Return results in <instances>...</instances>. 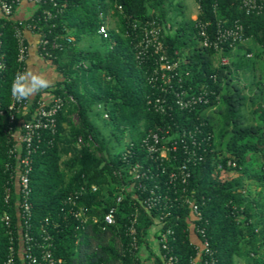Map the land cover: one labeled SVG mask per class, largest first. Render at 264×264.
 <instances>
[{
    "label": "trees",
    "instance_id": "16d2710c",
    "mask_svg": "<svg viewBox=\"0 0 264 264\" xmlns=\"http://www.w3.org/2000/svg\"><path fill=\"white\" fill-rule=\"evenodd\" d=\"M195 1L198 19L208 21L209 38H214L217 23L223 29L238 27L240 38L231 44L227 39L217 47L203 45L197 20L185 14L182 0H40L25 19L0 16V264L9 251V229L17 251L23 243L37 256L32 264H160L164 250L150 240L149 233L159 224L161 209L138 202L147 193L129 183V166L134 160L148 163L139 146L141 139L157 126L167 125L176 135L185 132L189 148H196L191 139L204 137L199 148L204 159L189 164L185 193L181 186L177 192L166 191L162 182L166 176L158 170L161 192L191 196L216 264H264V103L258 100L264 87L261 80H255L259 54L264 53V5L259 12L247 13L238 0ZM45 10L51 12L49 17ZM151 19L162 25L163 48L178 61L176 70L184 85L194 92L205 89L206 103L197 102L191 109L174 107L169 113L149 107L147 99L159 93L148 80L153 61L139 57L137 50L142 24ZM20 22H35L48 39L46 48L51 54L43 58L63 75L48 89L66 99L57 114L56 131L44 130L35 140L28 173V241L21 234L26 231L17 211L21 195L11 175L16 157L9 156L15 139L8 132L11 82L19 69L14 28ZM102 24L107 25L105 36L98 32ZM82 39L87 42L81 43ZM53 41L59 46L54 47ZM235 76L248 82L241 84ZM254 83L255 91L248 95L246 86ZM39 94L32 97L31 109ZM162 94L167 102L173 100L171 92ZM247 99L254 104L249 111L251 121L243 112ZM92 114L106 120L116 142L129 135L135 153L124 154L128 138L119 149H111ZM122 183L127 184L123 190ZM248 184L254 189L247 188ZM7 186L10 191L5 200ZM119 193L122 198L116 203ZM69 196L75 204L71 205ZM113 205L115 219L107 224L103 214ZM71 207H82V216L70 213ZM169 210L165 220H160L163 227L154 230L171 227L168 243L178 258L175 264H189L195 253L189 233L190 208L176 203ZM4 212L10 215L9 226L2 220ZM132 213H137L136 246L126 232ZM45 251L50 252L52 263L43 259ZM15 261L21 262L18 253Z\"/></svg>",
    "mask_w": 264,
    "mask_h": 264
},
{
    "label": "built area",
    "instance_id": "2783aa9c",
    "mask_svg": "<svg viewBox=\"0 0 264 264\" xmlns=\"http://www.w3.org/2000/svg\"><path fill=\"white\" fill-rule=\"evenodd\" d=\"M21 0H0V9L2 15L5 17L13 16V6L20 3ZM33 4H37L40 0H29ZM239 5L244 9L245 12H259L264 5V0H238ZM120 8L121 5L117 4ZM198 7V5H197ZM198 9V8H197ZM47 16L51 15L49 10H45ZM198 12V11H197ZM197 12L193 19L197 20V26L199 29V36L203 45H214L218 46L219 43L225 40H230V44L234 43L235 40L240 38V34L237 32V28H222L220 24L217 23L215 28L214 38H209L208 21L199 20L197 17ZM169 26V24H167ZM37 26L35 22H20L14 28V35L17 44V61L19 62L18 71H23L26 69V60L28 57L29 43L25 37L24 30H29L37 35L36 46L39 54L44 57V55H50L51 52L46 48L48 39L43 36L40 30L36 29ZM142 36L139 39L138 45L140 48L137 50L139 57L151 58L152 68L148 74V80L156 86L159 93L153 98L149 97L147 103L149 107L151 106L155 111H160L161 113L170 112L174 107L179 109H191L197 102L208 101L207 93L205 89L199 90L198 92L189 91L190 85L186 87L184 85L183 76L177 72L179 66L177 60H173L166 54L160 35L162 34V25L155 19L146 20L142 24ZM98 32L102 35H106L107 25L102 24L98 28ZM72 38V37H71ZM69 38V39H71ZM52 45L59 46V43L53 41ZM39 46L41 50H39ZM222 62H226L225 57H221ZM1 67V59H0ZM188 74V70L185 71ZM161 92V93H160ZM171 92V102H167L166 96L162 93ZM68 98L72 99L71 96ZM31 98L24 101H17L11 95V102L8 106L10 110L9 115V125L8 132L10 136L15 139L9 148V156L16 157V164L13 167V175L15 177V187L20 199L16 201L17 211L20 218L23 219V225L26 231L21 229V234H23V241H28L30 236L27 232V219L30 214V203L27 200L29 192V178L28 173L32 165V153L35 150V140H39L42 136V131L49 129L51 133L56 131L57 125V114L66 99L61 95L49 94V96H39L36 105L31 109ZM168 112V113H169ZM29 117H25L26 114ZM17 115H22L21 118L16 120ZM108 113L105 112L104 116ZM16 123L14 126L13 123ZM189 137V136H188ZM191 137H189L190 139ZM187 137L185 132L182 131L179 135L170 132L169 126H157L154 130L146 132L139 144L141 149L145 152V159L148 163H142L140 160H134L130 163L129 183L135 186L141 191H145L147 195L138 198V202L145 206L146 208H152L153 206L161 209L159 213V224L157 227H163L164 223L160 220H165V217L170 214L169 208L179 204H187L190 208V241L194 246L195 253L192 256L189 264H216V258L213 255L214 251L210 247L209 238L206 235L205 228L203 225L198 224L201 219V213L198 209L197 204L190 198L189 194H178L173 197L170 196L171 193H162L160 190L159 183L162 181V176L157 171L159 170L165 174V179L162 181L167 185L166 191L170 188L173 192H177L176 188L181 186V191L185 193L187 180L190 176L189 164H195L197 162L203 161V154L200 152V144L204 141H196L191 139L192 146L196 148H189V144L186 141ZM81 141V137L78 138ZM126 141H130L128 138ZM133 142L130 141L129 146H125L124 154H134L135 151L132 149ZM155 170V171H154ZM146 181L148 183H146ZM127 187V184L122 183L121 190ZM96 185H91V189L95 190ZM9 187L5 189L4 199H8ZM122 198V194L119 193L116 196V203H118ZM68 200L72 204H75V200L69 196ZM70 213L77 217H81L83 214V208L69 209ZM116 211V205L109 206L108 209L103 214V219L107 224L114 222V214ZM136 218L137 213H132L130 222L126 227V232L131 235V244L136 246ZM6 226L10 225V215L4 212L2 216ZM157 227H154L156 229ZM150 228V240L160 244V247L164 250L161 254L160 264H175L178 261L176 255L170 252L168 237L172 234L173 230L171 227H164L160 231H156ZM12 230L9 229L8 233L10 235V244L8 248V254L5 258L4 264H18L15 261V254L20 255L21 262L19 264H32L37 261V256L32 255L29 245H20L19 250L15 248L13 242L14 237L12 235ZM45 239L48 236H44ZM43 259H47V262L52 263L50 259V252L45 251L42 255ZM158 264V263H153ZM237 264H244L243 262H238Z\"/></svg>",
    "mask_w": 264,
    "mask_h": 264
},
{
    "label": "rangeland",
    "instance_id": "374dc122",
    "mask_svg": "<svg viewBox=\"0 0 264 264\" xmlns=\"http://www.w3.org/2000/svg\"><path fill=\"white\" fill-rule=\"evenodd\" d=\"M182 3H183L182 5L184 7L185 14L187 16L189 14H192L191 17L194 18L196 11H197V2L195 0H182ZM110 20H111V17L108 16V22H109L108 25H111V21H113V20H111V21ZM96 39H98V38L96 37L91 41V43L93 45H96V42H97ZM86 42H87L86 39H82L81 43H86ZM249 42L251 43L252 41L250 40ZM257 49H259V47H257ZM259 55L261 56L258 60L259 69L256 71L257 74H259V75L256 76L255 80L256 81L261 80V85L264 87V53L259 54ZM52 66H53V72L50 74V78L55 77L56 80H60L63 77V75L56 69L54 64H52ZM235 80H238L239 83H241V84L248 82L247 79L240 77V76L239 77L235 76ZM255 85L256 84L254 83V85H252V86H251V84L246 86V91L248 92V95L249 94L251 95L252 93H254ZM251 87H253V88L251 89ZM258 100L264 103V93L261 96V99L258 98ZM249 101H250V99H247L245 105L243 106V112L245 113L247 118L251 121L252 117H251L249 111H250L251 107H254V104H251ZM91 117L95 121V123L98 125L100 130L105 134L106 144H108V146L111 149H115V148L119 149L120 147L123 146L125 140L129 137V135H126L123 138V141L122 142L120 141L118 143L113 138L111 127L108 125V123L106 122V120L102 116H96L95 114H92ZM246 187L249 189H252V188L254 189V185H252V184H248V186H246Z\"/></svg>",
    "mask_w": 264,
    "mask_h": 264
},
{
    "label": "clouds",
    "instance_id": "9594fccd",
    "mask_svg": "<svg viewBox=\"0 0 264 264\" xmlns=\"http://www.w3.org/2000/svg\"><path fill=\"white\" fill-rule=\"evenodd\" d=\"M191 16L192 14H190V17ZM52 84L53 81L50 78L49 71H41L38 65L35 67H29L23 71L15 73L11 82V95L17 101L28 100L37 93L50 88Z\"/></svg>",
    "mask_w": 264,
    "mask_h": 264
},
{
    "label": "crops",
    "instance_id": "0c3cea01",
    "mask_svg": "<svg viewBox=\"0 0 264 264\" xmlns=\"http://www.w3.org/2000/svg\"><path fill=\"white\" fill-rule=\"evenodd\" d=\"M35 8V4L30 2L29 0H21L20 3L17 5L13 17L15 19H25L27 18ZM2 15L0 9V16ZM25 37L29 43V50H28V57L26 60V69L29 67L39 66L41 71H49V74L53 72V66L49 59L43 58L37 49L36 42H37V35L34 32L29 30H24ZM53 83L57 80L55 77L51 78ZM50 90L46 89L40 92L39 96H49ZM150 235V234H149Z\"/></svg>",
    "mask_w": 264,
    "mask_h": 264
}]
</instances>
